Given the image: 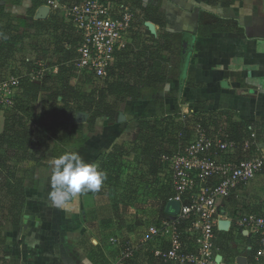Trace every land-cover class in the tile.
Segmentation results:
<instances>
[{
    "label": "crops",
    "instance_id": "crops-1",
    "mask_svg": "<svg viewBox=\"0 0 264 264\" xmlns=\"http://www.w3.org/2000/svg\"><path fill=\"white\" fill-rule=\"evenodd\" d=\"M1 1L4 10L0 17V26L6 27L10 24L15 28V31H9L8 37L17 40L16 46L27 61L32 57H40L39 61L42 59L49 68L60 69L63 68L62 63L71 60V44L67 43L63 36H68L69 32L71 41H75L72 40L70 24L62 9L50 5V1H55L59 6H66L68 0H37L42 5L35 10L33 16L30 14L33 7L31 0H23L18 4H7L4 0H0V3ZM116 2L138 11L132 40L133 49L126 58L136 63V60L148 62L151 35L159 39L164 33H172L183 39L181 42H174L168 52L171 77L174 79L161 92L153 95L150 91L144 100L131 104L128 109L125 105L118 108L114 123H110L106 117L98 118L92 132H89L87 125L90 115L78 113L76 121L84 124L83 134L87 138L78 154L86 163H95L99 170L103 156L114 151L116 145H121L127 156L123 160L125 172L120 184L131 183L135 188L141 186L148 191L150 185L139 179V174L145 169L144 164L148 162L144 156L146 141L137 139L142 124L158 123L159 128L161 122L166 123L168 112L173 110L189 118L197 115L208 123L222 117L228 128L229 122H234L253 124L254 127L258 125L259 130L263 129L264 0ZM43 6L48 7L50 12L44 19H38V10ZM143 9L153 11L156 19L164 26L144 20ZM141 20H144V23H141ZM147 23L155 25V33L151 32ZM57 31L62 32L60 40L56 39ZM144 49H147V56L144 55ZM126 58L122 56L121 62ZM81 76L82 74L72 71L70 84L71 80H77ZM42 111L43 103L40 100L36 105V112L41 114ZM84 114H87L88 118L80 122L79 118ZM121 115L125 117L124 120ZM179 120L181 119L176 121ZM3 126L4 123L2 130ZM258 129L254 131L257 132ZM142 134L145 138V133ZM255 135L257 136L256 133ZM257 144L259 150L264 153V140ZM39 152L45 164L42 167L32 157L20 162L21 170L28 176L27 184L31 180L26 188V205L20 222L14 224L13 214L9 209L3 210L2 207L0 264H122L120 244L113 242V239L133 240L139 237V231L143 227L136 230L131 227V230L125 231V228L119 225L114 219L115 208L108 200L112 197L109 190L92 195L81 193L66 208L53 205L48 199V193L51 191L52 161L55 159L53 146L48 151L42 148ZM234 155L239 157L237 153H230L225 158L230 160ZM245 193L244 189L239 190L234 198L238 206L234 208L243 206L249 211H259L263 208L260 205L261 208H257L256 202L246 197ZM241 198L247 201L241 204ZM114 199L116 200L115 197ZM262 200H259V204L263 203ZM108 212L112 213L110 220L105 219ZM153 212H156L154 207ZM234 236V242L237 244L244 241L250 244L252 241L261 247L259 250H264L262 238H248L246 232L244 236L240 233ZM251 247L249 246V249ZM98 249L100 251H97ZM96 251L97 255L99 252L104 254L103 260L100 257H94L95 260L91 258ZM152 254L143 251L133 259L134 261H130L136 264H163L159 258H154V254L152 257ZM218 255L222 257L221 264H240V258L245 260V264H250L248 254H239L232 263H228L226 257L217 250ZM261 259L264 257L258 261ZM260 263L264 264V261Z\"/></svg>",
    "mask_w": 264,
    "mask_h": 264
},
{
    "label": "trees",
    "instance_id": "trees-1",
    "mask_svg": "<svg viewBox=\"0 0 264 264\" xmlns=\"http://www.w3.org/2000/svg\"><path fill=\"white\" fill-rule=\"evenodd\" d=\"M4 1L7 4H18L23 0ZM81 1L68 0L66 4L73 5ZM31 2L33 7L32 10L30 9V14L33 16L35 10L42 4L37 0H31ZM3 10L4 6H2L1 1L0 17ZM142 12L145 14L144 20L164 26L156 19L153 11L143 9ZM144 20H141V23H144ZM9 31L13 32L15 28L10 24L6 27L0 26V36H2L0 37V82L12 77L23 76L35 70L24 55H21L15 43L17 40L9 39ZM73 32L74 30L71 27L72 40L75 41H71L69 32L68 36L63 34L65 38L62 36V39H66L67 43L71 44V49L69 50V59L71 60L68 59V63L67 61L62 63L61 66L63 68H58L57 74L52 77L45 76L43 79L35 81L31 77L24 76L21 79L20 94L15 100V106L6 112L7 118L0 133V149L3 151L2 158H0V193H2L3 204L1 207H3V210L9 209V212L13 214L14 224L20 222L23 208L26 205V188L31 181L27 184L28 176L23 173L19 166L21 161L32 157L42 167L45 164H43V158L39 151L42 148L48 151L51 146H53L54 158L65 152L75 151L78 153L80 147L87 141L83 134L84 124L76 121L78 113L90 115L87 125L89 132H92L98 118L106 117L110 123H114L117 118L116 110L118 108L125 105V108L128 109L131 104L144 100L150 91L153 92V95L158 94L164 87L169 86L174 79L171 77V60L168 52L174 42H181L183 38L174 36L172 33H164L159 39L155 38L154 35L150 36L149 39L152 42L148 48L150 54L147 49H144V52H146L144 55L147 56V53L150 55L148 60L145 57L148 62L142 63L141 60L135 59L136 63L132 59L126 58L130 56L133 49L132 45L127 46L123 53H117L119 61L116 66L109 70L106 79L102 82L103 85L98 83L92 75L83 74L79 78L80 81H78L77 86L73 88L70 85V78L72 71L75 69L74 60L77 57V47L80 42L78 38L74 37ZM57 35L56 39L60 40L62 32L57 31ZM122 56L126 59L121 62ZM44 67L52 70L46 64ZM35 71H39V69L36 68ZM87 85H92L90 92L87 90ZM40 100L43 103V111L38 114L36 105ZM164 107L162 106V108ZM193 116V121L199 117L197 115ZM181 117L183 116L178 112L170 110L165 124L161 122L162 124L159 128L157 127L158 123L142 124L137 136V139L146 141L144 156L147 157L148 162L144 164L145 169H142L139 179L141 182L150 185L153 203L148 199L147 205L149 206V203H151L156 208L157 213L151 224H156L158 219L161 221L163 218L171 219L172 217V215L165 212V207L167 200L174 195L173 181L171 176L162 179L161 172L167 166L163 165L161 157L164 154L170 155L178 150L180 139L175 135L177 130H183V137L181 138L183 144L191 141V131L187 125L176 121L181 119ZM202 120L199 122L208 129L209 137L213 135V129H216L221 123L219 118H216V121L214 120L211 123L206 122L204 119ZM193 121L191 117L188 123ZM184 126L186 128H183ZM256 126L229 122L230 139L239 144L263 142L264 127L259 130L258 125ZM69 128L71 129L69 130ZM256 129L259 131L255 132L254 130ZM142 133H145V138H143ZM123 150V146L116 145L114 151L103 156L100 160L99 171L104 172L105 178L99 191L82 192L83 194L92 195L109 190V193L120 204L129 206L136 203L135 194H137V187L135 188V185L131 183L127 185L120 184L122 174L125 172V161L123 160L127 156V152ZM241 152H244L243 146H240L237 150L239 160L249 157L245 156V153L241 155ZM244 186H241L240 190ZM234 198L235 196L226 203L227 208H234L238 204ZM249 212H257V210ZM2 225L0 226V237L2 236ZM234 233L235 228L229 232L217 229L218 239L216 242H218L215 246L226 257L228 263L234 262V259L239 256L237 250L234 252L231 249V243L234 242L235 238ZM249 246H252L251 249L246 247L245 251H247L249 256L250 264H261L260 262L264 261V259H261V261L255 259L261 247H256V244H253L252 241H250ZM97 251H100V249ZM97 251L92 254L91 258L95 260V258L100 257L103 260L104 254L99 252L97 255ZM154 258L156 257L154 256ZM133 261L127 260L122 264H136Z\"/></svg>",
    "mask_w": 264,
    "mask_h": 264
},
{
    "label": "built area",
    "instance_id": "built-area-1",
    "mask_svg": "<svg viewBox=\"0 0 264 264\" xmlns=\"http://www.w3.org/2000/svg\"><path fill=\"white\" fill-rule=\"evenodd\" d=\"M50 5L63 10L74 37L80 41L74 71L90 74L102 84L119 61L117 53H123L132 45L138 11L116 0H82L66 6L50 1ZM39 60L40 57L29 60L39 71L0 82V112L15 106L24 76L36 81L57 74L58 67L48 70L42 59ZM219 120L220 125L213 129L210 137L208 129L199 122L203 121L201 118L190 123L187 116L179 120L191 131V141L183 144V130L175 132L180 139L178 150L162 155L161 162L167 167L161 177H172L174 195L167 203L180 202V213L171 219H158L156 224L149 225L146 233L139 232V237L126 243L113 239L124 249L120 263L135 259L143 251H152L163 264H215L217 229L221 220L231 221L230 230L235 228L234 234L244 236L246 232L248 238L264 240V208L250 213L243 206L232 210L226 207L241 186L252 183L263 172L264 153L256 142L239 144L230 139L228 124L222 117ZM240 146L244 147L240 154L245 153L249 156L247 159L225 158L230 153L236 154ZM262 257L264 250H259L256 260Z\"/></svg>",
    "mask_w": 264,
    "mask_h": 264
},
{
    "label": "clouds",
    "instance_id": "clouds-1",
    "mask_svg": "<svg viewBox=\"0 0 264 264\" xmlns=\"http://www.w3.org/2000/svg\"><path fill=\"white\" fill-rule=\"evenodd\" d=\"M51 171L48 199L60 208H66L82 192L99 191L105 178L95 163H86L75 151L55 158ZM221 262L222 257L218 255L215 264Z\"/></svg>",
    "mask_w": 264,
    "mask_h": 264
},
{
    "label": "rangeland",
    "instance_id": "rangeland-1",
    "mask_svg": "<svg viewBox=\"0 0 264 264\" xmlns=\"http://www.w3.org/2000/svg\"><path fill=\"white\" fill-rule=\"evenodd\" d=\"M73 79V78H72ZM78 81H80L79 78H74L73 80H71V86L74 88L77 86ZM99 83V82H98ZM87 90L88 92H90V87L92 88V85H87ZM6 112H0V133L2 132V125L5 122L7 116H5ZM184 117V116H183ZM181 117V118H183ZM187 119V118H186ZM2 150L0 149V158H2ZM236 155L231 156V158L236 159ZM134 165V164H133ZM20 166V165H19ZM139 193L137 192V194L135 195L136 198V203L134 205H129L128 207H126L125 205L120 204L119 202H117L114 197H109L108 200L109 202L112 204L111 206H113L116 210H114L113 214H114V219L119 223L120 226L125 228L127 230H131V227L134 228L133 230H136L138 228L143 227L142 229H140V233H146L147 229L149 228V225H151L152 221L154 220V217H156V212H153V207L152 204L149 203V206L147 205L148 199L151 200L152 198V194L151 191L148 189V191L139 186L138 188ZM243 189L245 190V194L246 197L250 198L251 200H254V202H256V204L261 207L264 208V200H262V198H264V170L263 172L257 177L256 181L248 184L246 187L244 186ZM153 199V198H152ZM262 200V204H259V200ZM142 200V202H140ZM144 200V201H143ZM243 200L241 202V204H243L244 202H246V199H242ZM152 202V200H151ZM0 205H2V196L0 195ZM153 203V202H152ZM259 206V207H260ZM260 207V208H261ZM0 213H2V207H0ZM105 214V213H104ZM105 216H107V218H105L106 220H110L112 213H106ZM126 222H129L126 223ZM1 225V224H0ZM135 225V227H134ZM147 227V228H146ZM120 233V231H119ZM128 239L122 238L121 242L126 243ZM218 242V241H217ZM258 246V244H256V247ZM246 247H249V243L245 242L241 243V244H237V242H232L231 243V249L237 250L239 252V254L242 255H246L247 251H245ZM255 247V246H254ZM120 251L123 254L124 253V249L120 246Z\"/></svg>",
    "mask_w": 264,
    "mask_h": 264
},
{
    "label": "water",
    "instance_id": "water-1",
    "mask_svg": "<svg viewBox=\"0 0 264 264\" xmlns=\"http://www.w3.org/2000/svg\"><path fill=\"white\" fill-rule=\"evenodd\" d=\"M50 12V9L46 6H43L39 8L38 13H37V18L38 19H44L46 15ZM147 27L151 30L152 33H155V25L152 23H147ZM88 118L87 114H84L81 118H79V121H85ZM121 119L124 120L125 117L121 115ZM181 209V204L180 202L176 200H171L166 204L165 207V212L167 214H170L172 216H177L180 213ZM26 218V217H25ZM231 226V221L230 220H221L218 224V228L220 231L223 232H229ZM240 264H245V260L243 258H240L239 260Z\"/></svg>",
    "mask_w": 264,
    "mask_h": 264
}]
</instances>
